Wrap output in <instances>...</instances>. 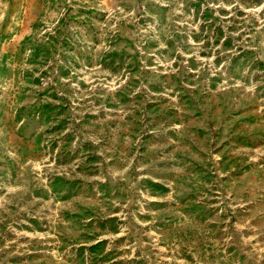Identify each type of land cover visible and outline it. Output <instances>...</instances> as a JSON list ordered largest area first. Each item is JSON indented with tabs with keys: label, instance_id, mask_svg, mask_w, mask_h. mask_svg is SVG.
Segmentation results:
<instances>
[{
	"label": "rangeland",
	"instance_id": "obj_1",
	"mask_svg": "<svg viewBox=\"0 0 264 264\" xmlns=\"http://www.w3.org/2000/svg\"><path fill=\"white\" fill-rule=\"evenodd\" d=\"M0 264H264V0H0Z\"/></svg>",
	"mask_w": 264,
	"mask_h": 264
}]
</instances>
